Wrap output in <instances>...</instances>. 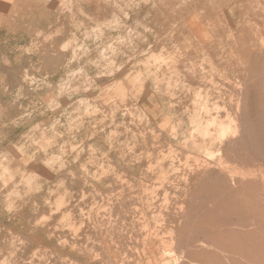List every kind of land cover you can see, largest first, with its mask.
Segmentation results:
<instances>
[{
  "label": "rangeland",
  "instance_id": "374dc122",
  "mask_svg": "<svg viewBox=\"0 0 264 264\" xmlns=\"http://www.w3.org/2000/svg\"><path fill=\"white\" fill-rule=\"evenodd\" d=\"M46 6L0 33V264H264V0Z\"/></svg>",
  "mask_w": 264,
  "mask_h": 264
},
{
  "label": "bare ground",
  "instance_id": "6f19581e",
  "mask_svg": "<svg viewBox=\"0 0 264 264\" xmlns=\"http://www.w3.org/2000/svg\"><path fill=\"white\" fill-rule=\"evenodd\" d=\"M231 23V22H230ZM232 24V23H231ZM232 29V28H231ZM232 32V31H231ZM152 42V41H151ZM152 44V43H151ZM150 44V46H152ZM149 46V47H150ZM165 45H163V47H164ZM144 47V46H143ZM143 47H142V49H143ZM166 47V46H165ZM145 48V47H144ZM155 51V50H154ZM177 51V50H176ZM264 53V52H263ZM132 60H133V58H132ZM174 61V60H173ZM179 61V60H178ZM173 63V62H172ZM193 63V62H192ZM171 65V64H170ZM169 65V66H170ZM173 65V64H172ZM132 67V66H131ZM175 67V66H174ZM173 68V67H172ZM189 68V67H188ZM214 68V67H213ZM190 69H192V68H190ZM205 70V69H204ZM215 70V69H214ZM172 71V70H171ZM113 72V71H112ZM128 73V72H127ZM176 74V73H175ZM194 74V73H193ZM209 74V73H208ZM210 74H211V72H210ZM179 75V74H178ZM181 76V75H180ZM171 77V76H170ZM170 77L168 78L169 80H170ZM178 77V76H177ZM190 78V77H189ZM213 78V77H212ZM171 79H173L172 77H171ZM214 79V78H213ZM163 80V79H162ZM189 80V79H188ZM209 80V79H208ZM171 82H172V80H170ZM84 83H86V82H84ZM213 83V82H212ZM264 83V82H263ZM183 84V83H182ZM188 85H189V82H188ZM169 87V86H168ZM196 88V87H195ZM199 89H202V87L201 88H199ZM203 90V89H202ZM198 92V91H197ZM207 92V91H206ZM264 91L263 90H261V92L259 93V95H258V97L260 96V99L258 98L257 99V101H258V103H257V105L259 104V102L262 104V107L264 108V97H262L260 94L261 93H263ZM137 94V93H136ZM133 95V94H132ZM195 95H196V93H195ZM198 96V95H197ZM209 96V95H208ZM134 97V96H133ZM196 98V97H195ZM199 98V97H198ZM201 98V97H200ZM194 101V100H193ZM196 101V100H195ZM194 101V102H195ZM207 101V100H206ZM171 104V103H170ZM217 105V104H216ZM219 105V104H218ZM238 105V104H237ZM214 107V106H213ZM240 107V106H239ZM239 107H237L238 109H239ZM148 108H149V106H148ZM208 108V107H207ZM224 108H227V107H224ZM123 109V108H122ZM203 109L205 110V108H204V106H203ZM219 109V108H218ZM67 110V109H66ZM128 110V109H127ZM197 110V109H196ZM206 110H208V109H206ZM240 110V109H239ZM202 111V110H201ZM210 111V110H209ZM231 111V110H230ZM257 111V110H256ZM218 112V111H217ZM239 113L241 112V110L240 111H238ZM228 113H229V111H228ZM231 113V112H230ZM236 113V112H235ZM258 113V112H257ZM230 115V114H229ZM228 115V116H229ZM207 116H209V115H207ZM215 116V115H214ZM234 116V115H233ZM19 118V117H18ZM103 118V117H102ZM226 118V117H225ZM264 113H261V117H260V121H259V125H260V123H261V125H260V127H258L259 129L258 130H260V135H263L264 136ZM213 119H215V118H213ZM227 119V118H226ZM231 119H232V116H231ZM113 120V119H112ZM132 120V119H131ZM206 120V119H205ZM222 120V119H221ZM259 120V119H258ZM100 121V120H99ZM215 121L216 120H212L211 122L209 121V123H205V125H203V124H200V125H197V126H195L190 132H189V134H187V132H185L184 131V127L183 126H179L180 127V129H179V127H177V131L176 132H174L175 133V135L176 136H178L177 138H181L182 137V140H183V143L184 144H186V145H188V146H190V147H192L193 149H197V148H199V149H205V148H203V147H205V146H203V143H204V139H205V137L204 136H208L209 134H210V128L213 126V125H215ZM234 121H236L235 119H233V122ZM122 122V121H121ZM132 122V121H131ZM230 123V122H229ZM101 124V123H100ZM117 124V123H116ZM232 124V123H231ZM233 124H235V123H233ZM233 124L232 125H230V124H228V123H226V122H220V123H218V128H219V132H218V136H219V138H221L222 140H226V137H227V133H229L230 131H233V132H237V127L236 128H233ZM96 125V124H95ZM236 126V125H235ZM234 126V127H235ZM242 128V127H241ZM98 129V128H97ZM234 129V130H233ZM250 129V128H249ZM240 130V129H239ZM252 130H256V129H254V128H252ZM251 130V131H252ZM96 131V130H95ZM83 132V131H82ZM126 132V131H125ZM195 132L196 133H198V136H195ZM259 132V131H258ZM173 133V134H174ZM244 133V132H243ZM97 134V133H96ZM232 134H234V133H232ZM237 134V133H236ZM251 134V133H250ZM174 135V136H175ZM235 135V134H234ZM240 135V134H239ZM253 135V134H252ZM238 136V135H237ZM236 136V137H237ZM255 136V135H254ZM253 136V137H254ZM192 137H194L193 138V140H192ZM248 138V137H247ZM65 139V138H64ZM241 139V138H240ZM69 140V139H68ZM221 140V141H222ZM216 141H217V139H216ZM241 141H243V140H241ZM240 141V142H241ZM246 140H244L243 141V143L245 142ZM260 142H261V146H262V144L264 143V138H262L261 137V140H259ZM56 142V141H55ZM238 142L239 141H237L236 143L238 144ZM56 143H58V142H56ZM77 143V142H76ZM58 144H60V143H58ZM212 144V143H211ZM245 144V143H244ZM247 144V143H246ZM258 144H259V142H257V143H254V146H258ZM56 145V144H55ZM232 145V144H231ZM246 147H247V145H245ZM3 147H5V146H3ZM9 147V146H8ZM76 147V146H75ZM245 147V148H246ZM64 148V147H63ZM83 148V147H82ZM93 148V147H92ZM244 149V148H243ZM53 150V149H52ZM206 150V154H207V158H211V157H213V153L211 152V150L209 149V148H206L205 149ZM234 150V149H233ZM229 151V150H228ZM237 152H238V150H236ZM254 151V150H253ZM231 152H232V150H231ZM247 152V151H246ZM252 152V151H251ZM100 153H101V151H100ZM104 153V152H103ZM247 153H249V152H247ZM253 154V153H252ZM215 155V154H214ZM217 155V154H216ZM236 155V154H235ZM253 155H256V154H253ZM252 155V156H253ZM108 156V155H107ZM233 156V155H232ZM244 156H245V152H244ZM256 156H259V155H256ZM189 157V156H188ZM200 157V156H199ZM248 157V156H247ZM101 158V157H100ZM192 158V157H191ZM190 157H189V159H191ZM225 158V157H224ZM242 158H244L243 156H242ZM241 158V159H242ZM253 158V157H252ZM197 159V158H196ZM235 159V158H234ZM237 159H239V158H237ZM241 159H239V160H241ZM221 160H223V158L221 159ZM220 160V161H221ZM244 160V159H243ZM187 161H188V159H187ZM195 161V160H194ZM252 161H253V159H252ZM182 162H184V161H182ZM196 162V161H195ZM198 162V161H197ZM231 162V161H230ZM246 162V161H245ZM220 163V162H219ZM227 163V162H226ZM241 163V162H240ZM260 163V162H259ZM189 164V163H188ZM228 164V163H227ZM226 164V165H227ZM248 164V163H247ZM256 164V163H255ZM258 164V163H257ZM261 164V163H260ZM205 165V164H204ZM210 165V164H209ZM240 166H241V164H239ZM244 165V164H243ZM242 165V166H243ZM21 166V165H20ZM61 166V165H60ZM211 166V165H210ZM229 165H227V167H228ZM83 167V166H82ZM115 167V166H114ZM194 167V166H193ZM199 167V166H198ZM238 167V169H239V166H237ZM246 167V166H245ZM256 167V166H255ZM204 168V167H203ZM250 167H248V169H249ZM191 169V168H190ZM240 169H242L241 167H240ZM10 170V169H9ZM192 171H193V169H191ZM230 170V169H229ZM234 170V169H233ZM255 170V169H254ZM258 170V169H257ZM103 171H104V169H103ZM242 171V170H241ZM245 171V170H244ZM249 170H246V172H248ZM76 172V171H75ZM186 172V171H185ZM202 172H203V170H202ZM209 172V171H208ZM234 172V171H233ZM207 173V172H206ZM189 175V174H188ZM241 175V174H240ZM246 175V174H245ZM204 176V175H203ZM257 176V175H256ZM189 177V176H188ZM55 178V177H54ZM62 178V177H61ZM119 178H120V176H119ZM234 178H236V177H234ZM250 178V177H249ZM124 179V178H123ZM126 179V178H125ZM57 180V179H56ZM238 180H240V179H238ZM244 180H246L245 178H244ZM244 180H242V182L244 181ZM125 181V180H124ZM166 181V180H165ZM221 181V180H220ZM226 181V180H225ZM247 181H248V179H247ZM50 182V181H49ZM123 182V181H122ZM216 182V181H215ZM7 184V183H6ZM20 184V183H19ZM249 184H250V182H249ZM252 184V183H251ZM102 185V184H101ZM106 185V184H105ZM140 185V184H139ZM162 185V184H161ZM217 185V184H216ZM8 186V185H7ZM212 186V185H211ZM247 186V185H246ZM252 186V185H251ZM140 187V186H139ZM214 187V186H213ZM253 187V186H252ZM162 188V187H161ZM188 188V187H187ZM7 189V188H6ZM11 189V188H10ZM20 189V188H19ZM9 190V189H8ZM215 190V189H214ZM42 191V190H41ZM10 193V192H9ZM19 194V193H18ZM207 194V193H206ZM219 194V193H218ZM166 195V194H165ZM193 195V194H192ZM208 195V194H207ZM222 195V194H221ZM220 195V196H221ZM158 196V195H157ZM168 196V195H167ZM211 196H212V194H211ZM191 197V196H190ZM84 199V198H83ZM166 200V199H165ZM164 200V202H166ZM167 200H169V199H167ZM193 200V199H192ZM249 200V199H248ZM256 200V199H255ZM194 201V200H193ZM262 201V200H261ZM247 202V201H246ZM256 202V201H255ZM260 202V201H259ZM142 203H143V201H142ZM194 203V202H193ZM261 203V202H260ZM59 204H60V201H59ZM58 204V205H59ZM64 204V203H63ZM254 204V203H253ZM258 204V203H257ZM24 205V204H23ZM57 205V204H56ZM58 205H57V207H58ZM62 205V204H61ZM60 206V205H59ZM168 206V205H167ZM228 206V205H227ZM62 207H64V206H62ZM143 207H144V204H143ZM184 206H182V208H183ZM200 207V206H199ZM256 207H258V206H256ZM104 208V207H103ZM158 208V207H157ZM163 208V207H162ZM207 207L205 206V209H206ZM58 209H60V208H58ZM145 209V208H144ZM184 209V208H183ZM202 209V208H201ZM222 209V208H221ZM57 210V209H56ZM217 210V209H216ZM17 211V210H16ZM146 211V210H145ZM183 211V210H182ZM199 211V210H198ZM236 211V210H235ZM53 212H55V211H53ZM69 214L71 213V212H68ZM67 213V214H68ZM196 213V212H195ZM50 214V213H49ZM143 214V213H142ZM186 214V213H185ZM227 214H228V212H227ZM147 215V214H146ZM145 215V216H146ZM188 215V214H187ZM70 217H71V215H69ZM190 216V215H189ZM146 217H148V216H146ZM243 217V216H242ZM63 218H66V217H63ZM72 218V217H71ZM188 218V217H187ZM190 218V217H189ZM220 218V217H219ZM222 218V217H221ZM240 218H241V216H240ZM76 219V218H75ZM139 219V218H138ZM225 219V218H224ZM148 220H149V218H148ZM194 220V219H193ZM226 220H228V219H226ZM141 221V220H140ZM224 221V220H223ZM158 222V221H157ZM208 222H209V220H208ZM214 222V221H213ZM110 223V222H109ZM166 223V222H165ZM186 223V222H185ZM222 223V222H221ZM227 223V222H226ZM225 223V224H226ZM229 223V222H228ZM227 223V224H228ZM234 223V222H233ZM242 223V222H241ZM244 223V222H243ZM246 223V222H245ZM257 223V222H256ZM255 223V224H256ZM46 224V223H45ZM250 224V223H249ZM84 225V224H83ZM145 225V224H144ZM251 225V224H250ZM81 227H82V225H80ZM187 226V225H186ZM248 226V225H247ZM233 227V226H232ZM239 227H241V226H239ZM257 226H254V228H256ZM10 229V228H9ZM34 229V228H33ZM38 229V228H37ZM78 230V229H77ZM77 230H75L74 232L76 233V231ZM96 230H97V228H96ZM209 230V229H208ZM211 230V229H210ZM221 230V229H220ZM151 231V230H150ZM158 231V230H157ZM202 232V231H201ZM260 232V231H259ZM177 233V232H176ZM196 232L194 231V234H195ZM38 234V233H37ZM104 234V233H103ZM180 234V233H179ZM244 234V233H243ZM260 234V233H259ZM6 235V234H5ZM149 235V234H148ZM156 235H157V232H156ZM166 235V234H165ZM241 235V234H240ZM130 236H132V235H130ZM152 236V235H151ZM182 236V235H181ZM199 236H201V235H199ZM90 237V236H89ZM147 237V236H146ZM163 237V236H162ZM175 238H177V237H175ZM260 238V237H259ZM64 239V238H63ZM67 239V238H66ZM91 239V238H90ZM234 239V238H233ZM21 239H19V241H20ZM65 240V239H64ZM138 240V239H137ZM153 240V239H152ZM166 240V239H165ZM173 241H174V237H173ZM172 241V242H173ZM184 241V240H183ZM182 241V242H183ZM201 241V240H200ZM17 242V241H16ZM103 242H104V239H103ZM108 242V241H107ZM144 242V241H143ZM148 242V241H147ZM150 242V241H149ZM148 242V243H149ZM164 242V241H163ZM176 242V241H175ZM181 242V243H182ZM174 243V242H173ZM147 244V243H146ZM160 244V243H159ZM188 244V241H187V243H186V245ZM52 245V244H51ZM208 245H210V244H208ZM223 245H224V243H223ZM242 245V244H241ZM54 246V245H53ZM106 246V245H105ZM158 246V245H157ZM197 246H198V244H197ZM212 246V245H211ZM227 246V245H226ZM49 247V246H48ZM55 247V246H54ZM162 247V246H161ZM174 247V246H173ZM173 247H172V249H173ZM203 247V246H202ZM212 247H214V246H212ZM217 247V246H216ZM216 247H215V249H216ZM247 247V246H246ZM91 248H92V246H91ZM95 248V247H94ZM111 249H112V247H110ZM155 248L158 250V248L155 246ZM183 248V247H182ZM54 249V248H53ZM59 249V248H58ZM138 249V248H137ZM171 249V250H172ZM57 250V249H56ZM92 250H94V249H92ZM113 250V249H112ZM144 250V249H143ZM58 251V250H57ZM138 251V250H137ZM167 251V250H166ZM173 251V250H172ZM62 252V251H61ZM162 252V251H161ZM186 252V251H185ZM215 252V251H214ZM241 252V251H240ZM126 253V252H125ZM16 254V253H15ZM14 254V255H15ZM98 253H96V255H97ZM164 254V253H163ZM212 254H213V252H212ZM252 254V253H251ZM112 255V254H111ZM116 255V254H115ZM139 255H140V252H139ZM157 255V254H156ZM160 255V254H159ZM146 256V255H145ZM181 256V255H180ZM216 258H217V256H216ZM232 258V257H231ZM218 259H219V257H218ZM110 260V259H109ZM128 260V259H127ZM149 260V259H148ZM73 261V260H72ZM124 261V260H123ZM150 261V260H149ZM177 261V260H176ZM236 261V260H235ZM116 262V261H115ZM118 262V261H117ZM150 262H152V261H150ZM161 262V261H160ZM238 263V262H237ZM122 264V263H121ZM124 264V263H123ZM161 264H174V262L173 261H171L170 259H165V260H162V263ZM176 264V263H175ZM177 264H178V261H177ZM242 264V263H241Z\"/></svg>",
  "mask_w": 264,
  "mask_h": 264
},
{
  "label": "crops",
  "instance_id": "0c3cea01",
  "mask_svg": "<svg viewBox=\"0 0 264 264\" xmlns=\"http://www.w3.org/2000/svg\"><path fill=\"white\" fill-rule=\"evenodd\" d=\"M50 1L51 0H0V33H2L3 28L14 25L13 20L23 19L24 16L28 14L34 13L35 15V13L48 10L46 5ZM257 99L258 96L256 100Z\"/></svg>",
  "mask_w": 264,
  "mask_h": 264
},
{
  "label": "clouds",
  "instance_id": "9594fccd",
  "mask_svg": "<svg viewBox=\"0 0 264 264\" xmlns=\"http://www.w3.org/2000/svg\"><path fill=\"white\" fill-rule=\"evenodd\" d=\"M37 36H38V37L43 36V39H44L45 41H47V40H49V39L52 38L51 36H45V35H43L42 32H37ZM66 48H67V45L64 46V49H66ZM44 163H47V161H44Z\"/></svg>",
  "mask_w": 264,
  "mask_h": 264
}]
</instances>
